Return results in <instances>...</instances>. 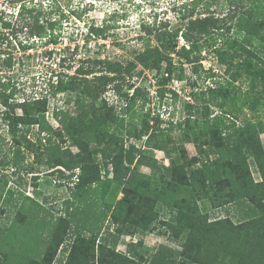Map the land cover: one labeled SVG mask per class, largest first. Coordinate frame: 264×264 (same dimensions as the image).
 <instances>
[{"label":"trees","instance_id":"trees-1","mask_svg":"<svg viewBox=\"0 0 264 264\" xmlns=\"http://www.w3.org/2000/svg\"><path fill=\"white\" fill-rule=\"evenodd\" d=\"M211 1L218 0H191V7L181 15L182 22L175 27L162 18L153 23L143 21L140 31L146 36L140 37H147L150 43L135 51L126 63L95 60L104 64L100 74L80 67L68 81L61 75L53 85V94L77 90L78 75L97 73L94 79L84 78L82 92L90 100L76 99L80 106L90 110L87 115L73 116L59 109L55 115L62 127L55 130L46 121L48 97L45 96L24 99L19 103L21 113L4 116L14 143L15 159L23 157V147L33 149L28 130L22 126L39 125V134L48 135L44 139L51 173L76 183L71 187L72 196L65 200V215L55 218L48 217L49 211L43 203L26 197L11 224L5 228L0 226V255L6 251L4 263L9 264L11 254L15 253L22 262L27 260L25 264H56L59 253L69 251L60 264H97L83 257L72 260V251L76 254L82 249L95 259L96 254L91 249L98 240L103 252L98 264L116 261L115 264H139L136 262L139 242L128 243L126 252L117 251L122 236L149 230L161 218V212L168 211L171 219L162 222L175 231L172 237L181 243L182 249L161 243L147 264H264V145L258 127L248 123L237 128L235 124L210 123L208 119L200 124L195 120L196 127L207 129L197 155L190 158L180 154L172 156L170 164L166 165L148 154L142 145L132 142V139L140 141L145 136L150 141L162 132L160 116H153L151 123L148 113L140 129L130 130L125 135L113 132L109 127L118 122V106L114 104L109 108L107 100L101 96L103 91L96 85L113 83L119 93L118 101L123 102L121 110L125 112L131 108V102L147 97L149 92L135 84L122 92L121 79L132 76L138 68H149L157 77L164 74L158 80L165 85L172 80L177 62L181 66L190 64L193 71L198 72L206 50L213 51L219 62L227 66L234 81L244 75L253 86L257 81H264V0H225L229 6L225 14L212 9ZM201 4H204L202 9L199 8ZM33 12L34 8H28L25 17L30 21L34 19L36 29L33 31L41 32L45 27L39 15ZM92 29L100 35L104 32L100 27ZM180 36L185 41L183 45ZM7 63L11 64V60L7 59ZM0 87L4 93L9 88L1 77ZM209 88L213 93L216 91ZM166 90L159 88L158 92L164 96ZM170 91L176 102L179 94ZM12 96L13 91H10L5 102L8 103V97ZM191 119L177 124L170 121L167 129L186 126L196 129ZM186 135L190 137L189 132ZM54 137L59 139L57 144L52 142ZM197 139H201L200 136ZM68 140L79 147L78 152L64 145ZM1 144L0 153L3 151ZM174 144L176 140L169 137L155 145L159 150L172 153L176 150ZM141 166L150 168L151 174L140 172ZM253 168L259 172L261 180L254 179ZM104 172L108 178L104 177ZM114 182L122 187L123 197L102 203ZM7 184L8 180L4 184L0 182V201L7 192L5 200L13 205L15 191L13 188L7 190ZM218 207L224 208L226 216L211 218L210 211ZM8 208L0 209L5 213ZM23 208L26 213L22 212ZM246 208L256 214L250 215L251 211L247 212ZM234 210L246 211L245 220L234 222ZM49 227L50 234L44 238L42 230ZM80 228L92 237L82 236ZM106 249L114 254L110 259Z\"/></svg>","mask_w":264,"mask_h":264},{"label":"rangeland","instance_id":"rangeland-1","mask_svg":"<svg viewBox=\"0 0 264 264\" xmlns=\"http://www.w3.org/2000/svg\"><path fill=\"white\" fill-rule=\"evenodd\" d=\"M191 4V0H34L33 2L0 0V58H2L0 77L9 85L6 93L0 87V142L3 150L0 153L2 155L0 182L4 184L8 180L7 190L13 188L15 191L12 200L14 206L5 200L7 192L0 201V208L11 206L5 213L0 209L2 228L11 224L27 196L43 203L46 211H49L48 217L65 215V200L72 196L71 187L76 184L59 177L57 173H51L52 170L47 165L44 139L48 135L39 134V125L22 126L25 131L28 130V138L31 137L33 149L28 150L23 147V157L15 159L14 143L4 116H7V113L9 115L21 113L19 103L24 99L33 100L45 96L48 97L46 121L55 130L62 127L59 117L55 115V111L59 109L69 111L73 116L87 115L90 110L80 106L76 99L82 97L84 100H90L82 92L84 78L94 79L97 73L78 75L80 77L76 82L80 85L77 90L53 94L51 93L55 89L53 85L60 76L68 81L71 75L77 74V68L80 67L83 70L93 69L100 74L104 64L96 63L95 60L126 63L133 57L135 51L143 49L150 43L147 37L145 39L140 37L145 35L140 31L143 21L153 23L156 19L162 18L168 20L172 26H178L182 22L181 15L187 12ZM203 6L204 4H201L199 8L202 9ZM211 6L218 14L229 11L225 0L211 1ZM28 8H34L33 14L39 15V21L45 27L41 32L33 31L36 29L33 26L34 19L30 21L29 17H25L28 16L26 13ZM21 12H24L22 16ZM93 27L103 28L104 32L101 35L97 34L93 31ZM204 54L206 56L198 72H194L190 64L184 63L181 66L177 62L172 80L165 85H161L158 80L164 74L157 77L155 71L149 68H138L132 76L128 75L125 79H121L122 92L128 90L130 84L141 86L149 92L147 97H140L131 102V108L125 112L121 110L123 102L118 101L119 93L113 83L107 86L96 84L99 90L103 91L101 96L107 100V106L111 109L114 104L118 106V122L109 128L113 132L125 135L130 130L140 129L148 113L151 123L154 122L153 116L159 115L163 131L158 132L150 141L145 136L140 141L132 139V142L142 145L148 154L155 156L166 165L170 164L172 156L177 157L180 154L182 157L190 158L197 155L200 150L198 145H201V140L206 138L204 131L207 129L196 127L195 120L200 124H204L207 119L210 123L219 122L231 126L235 124L237 128L248 123L255 124L264 145V81H257L253 86L245 75L234 81L227 72V66L219 62L213 51L206 50ZM7 59L11 60V64L7 63ZM209 87L216 91L213 93ZM159 88L167 89L164 96L158 92ZM170 90H175L179 94L176 102ZM10 91H13V96L8 97L6 103V95ZM188 104L192 105V108ZM189 117L192 118L190 122L196 129L187 126L184 129H167L170 121L177 124ZM187 132L190 133V137H187ZM197 136L201 139L198 140ZM169 137L176 140L174 152L167 153L156 148V142ZM58 141L59 139L55 137L52 140L54 144ZM64 145L70 146L75 152L79 151V147L72 145L69 140ZM3 159L4 163H2ZM14 159L18 161L16 164L12 163ZM252 170L254 179L261 180L259 172L255 168ZM140 172L149 175L152 170L141 166ZM66 173L69 174V171ZM79 173L80 170L77 174ZM104 177L108 178L106 173ZM74 180L78 181L77 178ZM123 195L122 187L114 182L109 188L105 201L101 202H114ZM21 210L23 213L27 212L26 208ZM246 211H251L250 215L256 214L248 208ZM246 211L234 210L232 212L234 222L244 221ZM210 214L211 218L226 216L223 207L210 211ZM168 219H171L168 211L161 212V218L149 230L123 235L117 251L126 252L128 243L139 242L136 262L147 264L161 243L181 250V243L172 237L175 231L162 222ZM42 231H44L43 237L48 238L50 227ZM106 233L103 232L104 235ZM81 235L86 238L92 237L91 233L82 229ZM81 250L76 254L74 250L72 251L74 257L72 260H75V257H83L89 262L93 259L98 264V260L103 256L98 240L91 249V252L96 254L95 259ZM5 252L2 251L0 255V264H6ZM107 252L109 253L107 257L110 259L114 254L109 249ZM68 253L69 251L59 253L56 264H60ZM18 256L15 253L11 254L10 260L8 259L9 264L27 263V260L22 262Z\"/></svg>","mask_w":264,"mask_h":264},{"label":"built area","instance_id":"built-area-1","mask_svg":"<svg viewBox=\"0 0 264 264\" xmlns=\"http://www.w3.org/2000/svg\"><path fill=\"white\" fill-rule=\"evenodd\" d=\"M180 39H181V43H182V44H185V41H184V39L182 38V36H180ZM78 171H79V170H77V173H78Z\"/></svg>","mask_w":264,"mask_h":264}]
</instances>
